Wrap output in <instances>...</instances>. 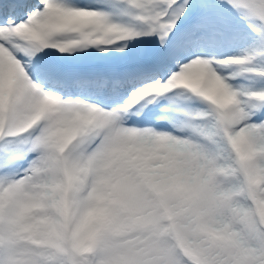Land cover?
I'll return each mask as SVG.
<instances>
[{"label":"snow or ice","instance_id":"6c2138e0","mask_svg":"<svg viewBox=\"0 0 264 264\" xmlns=\"http://www.w3.org/2000/svg\"><path fill=\"white\" fill-rule=\"evenodd\" d=\"M0 264H264V0H0Z\"/></svg>","mask_w":264,"mask_h":264}]
</instances>
